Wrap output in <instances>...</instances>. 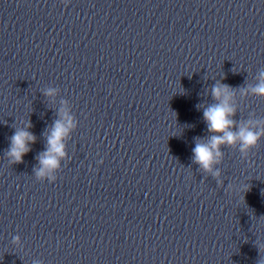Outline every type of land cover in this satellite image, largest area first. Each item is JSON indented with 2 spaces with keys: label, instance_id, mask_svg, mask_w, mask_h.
<instances>
[{
  "label": "clouds",
  "instance_id": "9594fccd",
  "mask_svg": "<svg viewBox=\"0 0 264 264\" xmlns=\"http://www.w3.org/2000/svg\"><path fill=\"white\" fill-rule=\"evenodd\" d=\"M61 2L67 6L69 0ZM222 79L216 80L208 88L212 102L196 106L203 111V121L208 134L193 138L195 147L192 148L191 156L192 163L198 165V171L213 178L218 186L224 185L219 167L225 157L223 149L237 150L240 156L245 158L259 146L261 140H264V117H258L254 112H250L247 118L236 119L239 113V100L246 97L264 99V68L258 70L254 83L246 79L242 86L236 88L223 83ZM41 92L50 103L55 102L60 95V89L54 86H46ZM32 127L30 120L14 127L13 135L8 138L9 147L4 152L9 165L23 163V157L32 151V145L37 142L36 135L30 131ZM77 128L78 120L71 104L67 99H60L59 107L55 109V118L42 133L45 140L44 150L35 156L37 163L33 166L32 173L36 181L41 183L47 181L50 184L57 181L58 173L62 170V162L69 159L68 141ZM98 163L102 164L103 160H99ZM229 189L235 190L232 183L227 185L226 191ZM12 244L22 247L19 235L12 238ZM32 264L43 262L34 260Z\"/></svg>",
  "mask_w": 264,
  "mask_h": 264
}]
</instances>
